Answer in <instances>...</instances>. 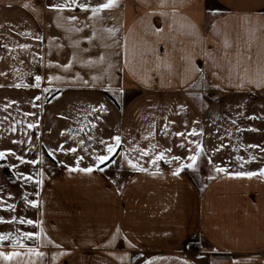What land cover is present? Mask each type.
<instances>
[{"label":"crops","instance_id":"crops-1","mask_svg":"<svg viewBox=\"0 0 264 264\" xmlns=\"http://www.w3.org/2000/svg\"><path fill=\"white\" fill-rule=\"evenodd\" d=\"M107 2L0 0V264H264V0Z\"/></svg>","mask_w":264,"mask_h":264},{"label":"snow or ice","instance_id":"snow-or-ice-1","mask_svg":"<svg viewBox=\"0 0 264 264\" xmlns=\"http://www.w3.org/2000/svg\"><path fill=\"white\" fill-rule=\"evenodd\" d=\"M113 6H115V0H108V2L107 3H105V4H103L102 5V7L103 8H111V7H113ZM37 80H39V77H37ZM119 142V140H118V138H117V143ZM108 152H112L113 151V148L112 147H109L108 149ZM73 151H74V149H73ZM144 155H147V153H143ZM0 156H3V153H0ZM162 158V156L161 157H157V159H161ZM99 159V161L100 162H103L104 160H106L107 159V157H99L98 158ZM192 159H193V161H195V157H192ZM187 167H191V165H188ZM86 171H92V169H86ZM179 171V170H178ZM175 174H178V172L177 173H175ZM261 174L262 175H264V171H262L261 172ZM239 175V174H238ZM247 175H249V176H251V175H254V173H248ZM29 179H30V177H29ZM11 207V206H10ZM28 223H31V221H28ZM26 238H31L30 237V235L28 236V237H26ZM5 239H7V237L6 236H0V240H5ZM14 255H17L16 253H13V254H10L9 256H5L4 257V259H11L12 258V256H14Z\"/></svg>","mask_w":264,"mask_h":264},{"label":"built area","instance_id":"built-area-1","mask_svg":"<svg viewBox=\"0 0 264 264\" xmlns=\"http://www.w3.org/2000/svg\"><path fill=\"white\" fill-rule=\"evenodd\" d=\"M184 250H185V251H190V252H192V251H195V247L193 246V244H191V243H187V244L185 245V247H184Z\"/></svg>","mask_w":264,"mask_h":264}]
</instances>
